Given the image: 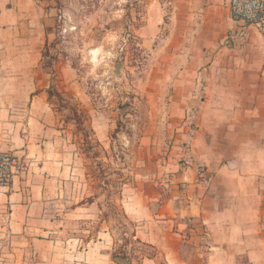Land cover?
Here are the masks:
<instances>
[{"label":"crops","instance_id":"1","mask_svg":"<svg viewBox=\"0 0 264 264\" xmlns=\"http://www.w3.org/2000/svg\"><path fill=\"white\" fill-rule=\"evenodd\" d=\"M178 3L167 18L176 70L158 74L170 89L136 92L133 126L146 133L125 138L138 152L163 142L173 152L158 178L138 172L139 187L120 192L119 212L164 264L183 263L190 219L206 227L211 260L223 254L232 260L222 264H264V29L233 21L229 0ZM146 7L143 35L155 40L164 6L147 0ZM47 12L36 0H0V153L23 165L0 187V245L11 247V261L0 264H116L112 217L98 215L105 211L90 193L86 155L49 94L51 70L42 62L56 21ZM83 97L78 109L88 116L89 140L107 144L115 123L104 124ZM166 175L172 190L161 201Z\"/></svg>","mask_w":264,"mask_h":264},{"label":"rangeland","instance_id":"2","mask_svg":"<svg viewBox=\"0 0 264 264\" xmlns=\"http://www.w3.org/2000/svg\"><path fill=\"white\" fill-rule=\"evenodd\" d=\"M36 3L56 21L42 62L43 67L48 63L53 66L50 73L52 104L60 113V120L71 132L76 131L74 143L86 155L90 193L100 198L99 204L105 211L98 215L104 219L108 215L115 218L112 215H121L120 192L133 193L134 186H138V182H134L138 172L142 176L147 173L152 179L158 178L155 171L167 168L166 163L173 152L169 142L154 147L149 144L147 149L138 152L132 149V144H126L125 138L135 140L146 133L143 128L138 130L133 126L138 108L134 101L136 92L157 90L162 93L170 89V82L158 74L165 71L173 76L172 72L176 70L169 60L173 58L174 49L169 46L170 22L167 18L172 7L179 5L178 0H162L164 11L160 16L165 21L155 40L152 35H143L142 28L147 26L149 19L147 0H36ZM83 91V101L96 107L95 114L104 124L116 125L107 144L89 140L93 135L87 128L88 116L78 109V93ZM141 113L143 121L146 110ZM155 155H158L157 159ZM169 179V175L161 178L164 184L161 201L166 200L172 190ZM147 191L150 196L158 197L159 191L151 186ZM110 203L112 206L109 207ZM186 203L190 205L188 201ZM151 206L158 210L160 202ZM112 218L109 226L113 230L115 253H126L130 264H142L144 258L156 256L155 263L164 264L163 257L154 249L138 244L133 238L135 224L122 215L120 223ZM205 228L198 219L189 220L188 233L180 247L184 257L181 264H222L224 259L232 260L223 254H217L211 260L216 250H212ZM10 253L8 242L0 245V260L11 261ZM241 261L244 263L245 259Z\"/></svg>","mask_w":264,"mask_h":264},{"label":"built area","instance_id":"3","mask_svg":"<svg viewBox=\"0 0 264 264\" xmlns=\"http://www.w3.org/2000/svg\"><path fill=\"white\" fill-rule=\"evenodd\" d=\"M229 5L233 21L264 29V0H229ZM22 169L17 156L0 153V186H8L14 174Z\"/></svg>","mask_w":264,"mask_h":264},{"label":"trees","instance_id":"4","mask_svg":"<svg viewBox=\"0 0 264 264\" xmlns=\"http://www.w3.org/2000/svg\"><path fill=\"white\" fill-rule=\"evenodd\" d=\"M47 65V66H45ZM44 67L50 69L53 71V66L52 64L48 63V64H45ZM49 94H50V97L53 98L54 97V94H53V90L50 89L49 91ZM138 244H142L141 242H137ZM145 246V244L143 245ZM152 249V248H151ZM113 257V261L116 263V264H130L131 260L130 258L128 257V255L125 253L124 255H120V254H117V253H114L112 255ZM122 261V262H121Z\"/></svg>","mask_w":264,"mask_h":264}]
</instances>
